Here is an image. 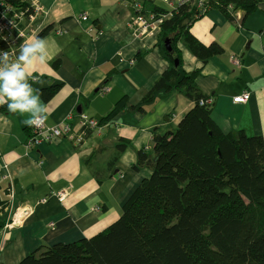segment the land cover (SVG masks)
<instances>
[{
	"label": "crops",
	"instance_id": "crops-1",
	"mask_svg": "<svg viewBox=\"0 0 264 264\" xmlns=\"http://www.w3.org/2000/svg\"><path fill=\"white\" fill-rule=\"evenodd\" d=\"M31 1L42 14L35 27L21 24L22 46L43 29L51 30L43 36L46 62L24 65L25 72L38 91L61 85L48 102L41 101L45 123L67 121L76 130L81 113L100 121L122 97L128 103L80 148L60 138L30 151L25 148L30 129L24 123L29 114L11 113L0 104V161L12 177L14 208L32 212L10 227L0 219V264H19L40 247L94 237L116 222L132 192L151 175L147 168L132 170L137 153L151 146L153 135L174 132L194 105L175 90L150 107L143 105V111L135 109L170 64L159 47L160 33L144 40L132 36L130 0L27 2ZM82 14L86 21L78 18ZM234 16L229 22L219 11L210 10L195 20L191 35L224 51L203 64L180 41L182 69L200 70L196 86L207 97L214 96L211 120L221 133L242 131L261 136L264 142V0L250 15ZM232 57L241 61L240 66L230 62ZM104 87L107 91L102 93ZM245 91L250 96L246 103L232 102ZM123 142L127 146L118 152L116 146ZM8 185L0 182V201ZM62 189L68 194L60 201L54 194ZM96 207L101 210L95 212Z\"/></svg>",
	"mask_w": 264,
	"mask_h": 264
},
{
	"label": "trees",
	"instance_id": "trees-1",
	"mask_svg": "<svg viewBox=\"0 0 264 264\" xmlns=\"http://www.w3.org/2000/svg\"><path fill=\"white\" fill-rule=\"evenodd\" d=\"M9 1L17 8L28 6V0ZM261 1L205 0L202 8L183 5L161 25L159 47L170 66L135 109L143 111V105L150 107L175 90L194 103L192 109L174 132L153 135L148 150L137 153L132 170L147 168L151 175L132 192L116 222L91 238L40 247L19 264H264L263 139L242 131L220 132L211 120L214 96L207 97L196 86L200 70L183 71L177 47L183 42L206 64L224 50L216 43L205 46L191 35L195 20L216 10L231 22L235 12L250 15ZM147 6L156 13L165 11L157 4ZM50 30L47 27L38 36L43 38ZM0 50H6L1 40ZM60 86L38 91L41 101L48 102ZM127 103L122 97L98 124L111 120ZM126 146L123 142L116 148L121 152ZM5 202L6 196L0 205ZM6 217L3 213L0 219Z\"/></svg>",
	"mask_w": 264,
	"mask_h": 264
},
{
	"label": "built area",
	"instance_id": "built-area-1",
	"mask_svg": "<svg viewBox=\"0 0 264 264\" xmlns=\"http://www.w3.org/2000/svg\"><path fill=\"white\" fill-rule=\"evenodd\" d=\"M29 1V0H28ZM205 0H130L132 7V15L130 16L129 28L132 31L134 39H145L149 36H153L160 33L161 25L168 19H171L172 14L176 13L183 5H194L198 8L204 6ZM149 4H157L162 6L165 11L156 13L151 10H147L146 6ZM146 11V12H145ZM42 14V10L35 3L31 1L27 7H16L9 0H0V40L5 45L10 62L15 60L22 47V39L25 36L21 30V24L26 23L27 26L33 25L35 27L38 17ZM81 21L87 20V15L82 14L78 17ZM92 33V37L96 34L92 29L88 31ZM235 66H240L241 61L238 58H230ZM102 93L107 91L104 87L101 89ZM250 98L249 92L245 91L238 96H234L233 103L244 104ZM212 100L206 101L207 104H211ZM75 130L73 125L67 121L58 125H47L45 122L39 126H29L30 135L26 139L25 148L27 151L35 149L37 146L61 139L72 141L74 147L80 148L86 142L88 133L94 131L100 132L103 126L98 124V121L91 119L87 115L81 113L76 120ZM148 150V147H144ZM11 180L8 173V166L0 161V182L5 181L9 183L6 187L7 194L6 200L3 205H0V216L5 213L7 215L5 219L6 227L15 225L22 222L27 216L31 215V209L29 208H14V193L11 187ZM70 190V187L68 188ZM68 194L66 189H62L57 194H54L56 199H61ZM41 203H45L46 199H42ZM99 207L94 208V211H100ZM51 226V225H50Z\"/></svg>",
	"mask_w": 264,
	"mask_h": 264
},
{
	"label": "clouds",
	"instance_id": "clouds-1",
	"mask_svg": "<svg viewBox=\"0 0 264 264\" xmlns=\"http://www.w3.org/2000/svg\"><path fill=\"white\" fill-rule=\"evenodd\" d=\"M47 56L46 41L38 35L32 37L31 42H25L15 61L11 63L8 53L0 50V104H6L11 113H28L29 116L24 121L28 126H39L45 122L47 115L38 90L29 83L24 65H31L36 61L44 63Z\"/></svg>",
	"mask_w": 264,
	"mask_h": 264
},
{
	"label": "water",
	"instance_id": "water-1",
	"mask_svg": "<svg viewBox=\"0 0 264 264\" xmlns=\"http://www.w3.org/2000/svg\"><path fill=\"white\" fill-rule=\"evenodd\" d=\"M165 49H166V51L167 52H170L171 51V48H170V43H169V41H167V40H165ZM178 61H177V59H174V61H173V64L175 65V66H178Z\"/></svg>",
	"mask_w": 264,
	"mask_h": 264
},
{
	"label": "rangeland",
	"instance_id": "rangeland-1",
	"mask_svg": "<svg viewBox=\"0 0 264 264\" xmlns=\"http://www.w3.org/2000/svg\"><path fill=\"white\" fill-rule=\"evenodd\" d=\"M23 39H24V37H23Z\"/></svg>",
	"mask_w": 264,
	"mask_h": 264
}]
</instances>
